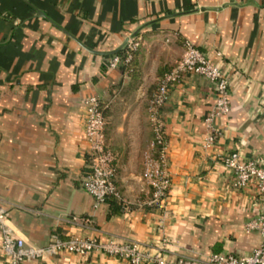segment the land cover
Segmentation results:
<instances>
[{
  "label": "crops",
  "instance_id": "crops-1",
  "mask_svg": "<svg viewBox=\"0 0 264 264\" xmlns=\"http://www.w3.org/2000/svg\"><path fill=\"white\" fill-rule=\"evenodd\" d=\"M130 38L134 69L109 66L111 54L101 51ZM184 39L227 78L229 111L213 116L207 141L209 81L185 72L169 85L157 109L169 184L165 198L151 200L141 176L144 154L156 153L149 96ZM89 94L104 105L105 144L126 208L94 205L81 185ZM231 150L264 157V0H0V209L25 246L44 247L52 235L165 237L168 251L186 255L248 253L260 237L243 224L264 203L252 181L232 186L222 163ZM19 264L121 262L61 249Z\"/></svg>",
  "mask_w": 264,
  "mask_h": 264
},
{
  "label": "built area",
  "instance_id": "built-area-1",
  "mask_svg": "<svg viewBox=\"0 0 264 264\" xmlns=\"http://www.w3.org/2000/svg\"><path fill=\"white\" fill-rule=\"evenodd\" d=\"M136 42L127 41V49L134 48ZM130 57L127 51L121 60L112 53L108 65L115 67L121 61L126 62ZM185 72H193L205 77L211 84L213 103L204 121L211 128L214 115L227 114L229 99L227 78L215 63L210 62L203 52L187 39L182 41V50L174 64L158 79L157 86L149 98L148 113L153 127L151 146L157 145V154L146 152L142 159V176L151 187V200H161L166 197L169 178L163 163V143L161 136V119L157 109L163 102L168 87L177 81ZM84 107L83 134L89 144L88 169L82 178V187L92 196L94 205L103 201L107 194L119 196L114 179V155L105 144L103 126L104 116L99 105V97L89 94L82 99ZM212 129V128H211ZM210 129V130H211ZM216 134L210 131L206 140L210 141ZM223 165L231 174V184L242 187L252 181L256 192L264 203V157L246 158L236 150L223 155ZM127 205H122L126 208ZM5 212L0 209V246L5 258V264H19L22 260L52 253L64 249L69 252L83 254L99 250L114 256L121 264H264V210L243 224L245 231L256 230L260 239L248 253L209 252L204 257L171 252L166 249V238L157 241H137L135 239L107 238L99 240L95 236H74L60 239L52 235L44 247L25 246L23 240L11 233L4 223Z\"/></svg>",
  "mask_w": 264,
  "mask_h": 264
},
{
  "label": "trees",
  "instance_id": "trees-1",
  "mask_svg": "<svg viewBox=\"0 0 264 264\" xmlns=\"http://www.w3.org/2000/svg\"><path fill=\"white\" fill-rule=\"evenodd\" d=\"M134 50H135V47L134 48H131V49H127L126 46H124L123 48H121L120 50H118L116 52V54L121 57V60H122V58L124 57V55L126 54L127 51L130 53V57H129V59L126 62L121 61L117 65H120L121 68L126 69V70H133L134 69L133 68V66H134L133 65L134 64L133 63V52H134ZM166 71H164V72H166ZM163 73H160L159 74L158 79L163 75ZM158 79H157L156 83L154 84V86L152 88V91L150 93V96H151L152 92L155 90V88L157 86ZM150 96H149V98H150ZM99 105L101 106L102 113L104 114V105H103V102L100 100V98H99ZM154 148H155V151H156L157 145H155ZM156 154H157V151H156L155 155ZM147 186H148L149 192L151 194V190L152 189H151V187L149 185H147ZM116 187H117V185H116ZM117 190H118L119 196H115L113 194H107L104 197L103 201H102V202H107L108 205L110 206L111 210H118L119 208H121L122 205H124L118 187H117Z\"/></svg>",
  "mask_w": 264,
  "mask_h": 264
},
{
  "label": "water",
  "instance_id": "water-1",
  "mask_svg": "<svg viewBox=\"0 0 264 264\" xmlns=\"http://www.w3.org/2000/svg\"><path fill=\"white\" fill-rule=\"evenodd\" d=\"M127 38H128V37H127ZM127 38H126V40H127ZM126 40H124V41L122 42V44H121L119 47L115 48V49L107 50V51H101V52L106 53V54L116 53V52L119 50V48H120V47L126 42Z\"/></svg>",
  "mask_w": 264,
  "mask_h": 264
},
{
  "label": "rangeland",
  "instance_id": "rangeland-1",
  "mask_svg": "<svg viewBox=\"0 0 264 264\" xmlns=\"http://www.w3.org/2000/svg\"><path fill=\"white\" fill-rule=\"evenodd\" d=\"M151 84H152V82H151ZM152 85H153V84H152ZM151 87H152V86H151ZM141 176H142V175H141ZM142 179H143V181H145L144 178H143V176H142ZM145 183H146V182H145Z\"/></svg>",
  "mask_w": 264,
  "mask_h": 264
}]
</instances>
